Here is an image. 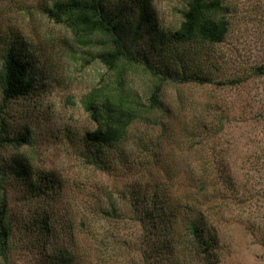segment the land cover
Instances as JSON below:
<instances>
[{"label": "rangeland", "instance_id": "rangeland-1", "mask_svg": "<svg viewBox=\"0 0 264 264\" xmlns=\"http://www.w3.org/2000/svg\"><path fill=\"white\" fill-rule=\"evenodd\" d=\"M53 1L0 0V68L15 41L30 46L37 66L29 96L5 105L0 88V127L3 117L11 136L31 130L28 144L0 145V200L5 193L15 228V249L0 264H48L51 255L45 258L26 235L28 220L41 213L51 215L55 226L49 253L66 247L74 257L70 264H141L131 242L143 230L130 207L138 190L145 195L164 183L165 203L180 211L190 185L209 190L203 209L219 238L213 264H264V74L256 69L264 65V0H223L229 31L201 62L219 84L163 83L165 109L155 116L153 109L131 126L120 148L128 161L116 155L108 171L87 160L83 140L96 128L83 98L114 78L97 58L106 41H79L46 14ZM119 2L126 7L118 17L128 25L137 16L136 0H108L114 9ZM188 2L147 0L152 18L165 29L179 27ZM139 42L152 50L143 38ZM125 80L148 102V72L131 67ZM22 162L33 179L53 177V201L28 200L29 181L16 169Z\"/></svg>", "mask_w": 264, "mask_h": 264}, {"label": "trees", "instance_id": "trees-1", "mask_svg": "<svg viewBox=\"0 0 264 264\" xmlns=\"http://www.w3.org/2000/svg\"><path fill=\"white\" fill-rule=\"evenodd\" d=\"M135 3L133 9L137 16L128 25L118 17L126 7L123 2H119L115 10L108 0H54L45 10L50 19L69 27L79 41L87 43L91 37L98 36L106 41L105 49L98 53L97 58L113 73L114 78L106 84L93 87L83 98V105L96 124L94 130L83 135L87 160L100 170L108 171L120 158L128 161L122 156L120 148L136 121L150 114L153 109L154 116L165 109L161 100L163 83L174 79L183 84H219L214 72L201 62L202 55L208 57L212 46L222 43L229 31L226 16L228 8L223 0H189L188 7L183 11V20L176 29L160 27L152 18L147 0H136ZM140 38L152 49L150 52L141 45ZM30 51L27 43L19 45L17 41L4 51L0 88L5 105L29 96L36 89L37 66ZM150 53L152 57H149ZM206 59L209 61V58ZM136 66L142 67L152 76L153 85L148 102L140 100L139 93L130 90L125 80L129 68ZM256 69L264 74V65ZM4 125L2 117L0 145L9 144L18 148L30 143L29 128L11 136ZM116 155L119 156L118 160ZM137 163L135 161V165ZM16 169L19 176L27 177L29 181L31 196L28 200L36 202L40 199L44 203L53 201L57 186L53 177L47 174L37 180L31 178L24 162L19 163ZM152 187L153 191H146L145 195L142 194L143 190H138L133 197L135 202L130 207V212L135 215V223L143 230L142 237L131 242L140 251V263L213 264L219 238L215 229L209 227L210 211L203 209L205 200H209V190L203 184L195 186L197 188L190 185L187 202L180 211L177 205L165 203L163 196L168 189L165 183ZM3 195L0 200V258L8 262L15 249V228L8 200L5 193ZM79 223L81 227L86 226L85 220ZM27 224L26 235L32 238L33 247L43 253L45 258L51 255L44 260L45 263L70 264L73 261L74 257L66 247L52 249L49 253L55 238L51 215L41 213L38 218L28 220ZM211 230H214L212 234ZM101 242L103 251L106 243ZM112 248L117 247L114 245Z\"/></svg>", "mask_w": 264, "mask_h": 264}]
</instances>
